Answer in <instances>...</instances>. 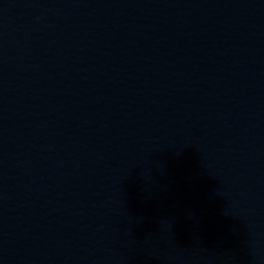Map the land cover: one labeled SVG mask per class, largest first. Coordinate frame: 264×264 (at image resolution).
I'll use <instances>...</instances> for the list:
<instances>
[{"label": "water", "instance_id": "95a60500", "mask_svg": "<svg viewBox=\"0 0 264 264\" xmlns=\"http://www.w3.org/2000/svg\"><path fill=\"white\" fill-rule=\"evenodd\" d=\"M0 264H264V0H0Z\"/></svg>", "mask_w": 264, "mask_h": 264}]
</instances>
